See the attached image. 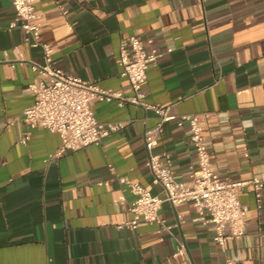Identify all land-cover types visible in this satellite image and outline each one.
Returning <instances> with one entry per match:
<instances>
[{
	"label": "crops",
	"instance_id": "crops-1",
	"mask_svg": "<svg viewBox=\"0 0 264 264\" xmlns=\"http://www.w3.org/2000/svg\"><path fill=\"white\" fill-rule=\"evenodd\" d=\"M34 8L51 67L100 90L132 95L116 64L122 39L163 52L146 71L144 101L177 117L209 115L202 130L212 171L263 186L259 203L238 192L245 233L223 247L189 204L163 203L170 233L147 223L126 228L135 197L123 181L160 193L144 147L159 118L95 101L96 121L121 123V131L50 159L58 134L21 121L34 102L28 86L40 75L31 64L43 65L42 51L25 41L12 0H0V264H264V0H37ZM153 153L177 182H190L197 166L186 121L164 122ZM180 246L184 254L175 256Z\"/></svg>",
	"mask_w": 264,
	"mask_h": 264
},
{
	"label": "built area",
	"instance_id": "built-area-1",
	"mask_svg": "<svg viewBox=\"0 0 264 264\" xmlns=\"http://www.w3.org/2000/svg\"><path fill=\"white\" fill-rule=\"evenodd\" d=\"M36 1L12 0L16 16L21 20L20 29L24 32L25 41L30 48L42 51L44 61L42 66L31 64V69L38 72L40 77L28 86L34 96V102L22 111L21 121L29 129H47L58 134L60 145L50 159L99 145L105 138L121 131V123L96 121L91 109L95 101L115 100L119 107L130 104L152 111L159 118V123L145 132L144 147L147 153V170L160 193L152 194L138 183L123 181L135 197L128 208L131 220L125 225L126 228L134 230L140 223H147L157 225L158 233H170L171 227L165 224L159 214L163 203L173 207L189 204L196 215L194 221L212 225V239L219 247H223L225 241L241 238L245 233L247 208L240 203L238 192L242 189L253 192L256 202L259 203L263 182L252 179L232 183L221 180L212 171L202 130L209 115L203 119L198 115L177 117L170 115L167 107L150 105L144 101L146 71L164 53L155 49L146 50L143 42L137 37L122 39L118 46L116 64L121 69V76L127 78L132 95L124 97L121 93L100 90L92 83L51 67L53 51L48 44L40 41V28L37 24L39 17L34 8ZM15 51L20 57L19 51ZM170 52L171 50L166 51ZM19 61H22L21 57ZM170 121H186L189 126L190 143L194 149L197 166L190 175L189 183L177 182L169 164L162 162L160 157L153 153L160 138L162 124ZM9 125H12V122ZM26 139L27 137L24 138ZM183 254L184 248L180 246L175 256ZM224 264L232 262L226 261Z\"/></svg>",
	"mask_w": 264,
	"mask_h": 264
}]
</instances>
